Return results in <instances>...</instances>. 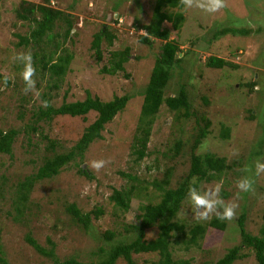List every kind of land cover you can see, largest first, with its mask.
Masks as SVG:
<instances>
[{"label": "rangeland", "instance_id": "374dc122", "mask_svg": "<svg viewBox=\"0 0 264 264\" xmlns=\"http://www.w3.org/2000/svg\"><path fill=\"white\" fill-rule=\"evenodd\" d=\"M22 2L45 5L73 22L67 39H62V22H54L51 30L58 45L55 56L70 55L64 73L55 76L48 71L36 72L35 90L27 94L22 76L24 64L13 57L40 54L49 46L44 41L35 45L31 40L27 45H17L19 37H28L35 25L15 17V9ZM154 3L155 0H0V79L8 80L7 86L0 80V131H16L10 155L0 154V257L7 264H52L25 242L27 236L43 248H48L49 239L58 261L73 258L84 264L99 262L110 245L131 240L133 234L128 226L138 223V206L149 201L156 203L158 198L147 186L123 212L109 201L112 190L141 188L153 180L160 181L167 169V187L174 188L187 174L189 147L197 127L205 121L209 122L207 134L193 154L222 157L229 168L217 180L195 183V188L203 194L219 185V197L224 204L238 205L236 216L231 221L224 220V231L207 228L202 238L186 248L181 237L173 234L172 258L186 264H216L229 248L239 244L234 221L241 213L245 214V228L250 234L259 235L264 227V173L254 175L256 162L264 163V0H225L226 6L215 13L199 8L185 10L181 5L173 11L183 16L178 30L162 22L168 40L174 41L180 50V60L170 69L163 96H175L182 87L190 104L189 112L194 115L177 119L182 111L171 112L162 104L150 126L147 153L136 160L130 144L137 128L142 92L161 41L151 39L150 45L140 44L137 36L144 33L135 30L134 25L149 23ZM34 15L38 19L37 12ZM102 27H107L115 39L109 46L101 42V59L96 60L90 42ZM224 28L246 33L214 38ZM124 49L128 56L122 70L113 75L101 72L103 67L110 66V60L116 61L111 53ZM208 56L234 67L208 68L204 65ZM86 92L102 102L123 95L129 100L104 125L100 139L88 145L81 159L75 158L50 179L34 182L26 202L16 212L12 202L16 184L33 176L44 158L69 151L96 117L95 112H88L84 118L56 116L33 124L32 114L45 108V99L49 106L57 108L62 103L82 101ZM223 129H228V138L220 137ZM50 141L54 145L52 151L47 147ZM177 142L181 147L174 155ZM100 160L106 163L97 171L91 165ZM246 168L251 171L246 172ZM246 176L254 180L253 192L243 193L237 187ZM223 194L226 196L222 197ZM69 204L81 213L101 210L97 218L89 215L91 231L86 233L70 221L65 212ZM217 211L222 212L223 208ZM212 216L216 214L207 220L198 219L187 194L175 219L185 224L186 231L189 225L206 222ZM105 231L113 233L109 242L102 239ZM156 234L154 226L144 231V239H154ZM239 254L244 258L232 264H256L250 250L242 248ZM131 259L134 264H155L157 255L132 254ZM114 264L126 262L118 258Z\"/></svg>", "mask_w": 264, "mask_h": 264}, {"label": "trees", "instance_id": "16d2710c", "mask_svg": "<svg viewBox=\"0 0 264 264\" xmlns=\"http://www.w3.org/2000/svg\"><path fill=\"white\" fill-rule=\"evenodd\" d=\"M180 6V0H155L149 23L146 25L136 23V25H134L135 30H141L144 33L143 35L137 36V42L140 44L150 45L151 39L161 41L159 52L153 60L149 77L147 78L142 92V102L139 109L137 128L130 144L136 160H141L147 153L145 152V148L148 142L150 126L152 125L155 114L162 104H164L171 112L180 113V111H182V113L178 114L177 119H186L194 115L192 111L189 112L190 104L188 102L187 94L182 87L179 88L175 96L165 98L163 96V90L169 79L170 69L180 60L177 55L180 50L174 41L168 40V31L167 29L162 28L161 24L162 22H167L173 30H178L183 22V16L181 13L173 11L178 10ZM167 10L170 12H166ZM35 12L38 14V19H36V15H34ZM15 17L21 21L35 24L28 37H19L17 42L18 46L27 45L29 40L35 45L44 41L45 45L49 46L47 51H41L40 54L36 52L32 53V62L36 72L39 71V73L42 74V72L48 71L55 76L62 75L66 64L70 60V55L55 56L58 51V45L57 42H55V37L51 33V30L54 22H62L65 26L62 39H67L73 28L72 20L60 11L50 9L45 5L34 6L33 4L23 2L15 9ZM145 33H147V35H145ZM245 33L246 32L243 30L224 28L215 33L214 38L227 34L232 36L240 34L243 36ZM113 39H115V35L112 34L107 27H102L92 35L90 49L94 51L96 60L101 59L99 48L101 42L105 41L106 45L109 46ZM127 56V49L111 53V58H116V61L110 60V66L107 68L103 67L101 72L113 75L116 71H121L122 64L127 60ZM204 65L213 69L234 67V65L213 56H208ZM0 80L2 84H4V78H1ZM45 100L47 102V99ZM128 100L129 97L123 95L102 102L95 97H91L86 92L82 101L62 103L57 108H53L49 105L44 109L38 108L37 111L32 114L34 117L32 120L33 124L56 116L84 118L88 112H95L96 117L95 120L83 130L79 139L69 151L60 154H53L49 158H44L42 164L37 168L33 176H28L23 181L16 184L15 200L12 201L15 205V211H20L18 206L22 207L23 203L26 202L28 193L34 182L50 179L56 176L62 167L73 162L75 158L81 159L88 145L94 140L100 139V132L103 130L104 125L111 122L114 116L123 110ZM30 127L32 128V131H34V128L32 126ZM208 127V121H205L202 127H197L196 135L189 147L190 158L187 174L185 177L181 178L174 188L167 187L170 176V170L167 169L164 170L160 181L153 180L141 188L128 186L124 189L112 190L108 199L114 204V206L123 212L128 211L132 198L136 197L139 193L141 194L147 186H150V188L153 189L158 201L156 203L149 201L146 204H140L138 206L140 211L138 223L128 226L133 234L131 240H123L110 245L107 250H104L103 255L105 257L99 262L85 264H114L118 258H122L126 264H134L131 255L140 253L156 254L157 261L155 264H186L184 261H178L172 258L170 242L173 234L181 237V243L186 248L189 245H194L198 239L202 238L207 228L220 232L224 231L225 221L217 219V216H212L210 220L206 222L193 223L188 226L186 231L185 224L175 219L182 201L188 194L189 186L192 184L189 181L191 178H196L195 183L200 181L209 183L217 180L223 171L229 168L225 159L222 157H217L210 153L203 155L193 154V151L205 138ZM15 136L16 131L14 130H9L7 132L0 131V154L10 155L11 144ZM220 137L223 139L228 138V129H223ZM44 138L46 137L44 136ZM47 147L51 151L53 150L54 145L52 141L47 144ZM180 147L181 144L178 142L174 145V155ZM78 170L86 175L80 168ZM192 186L196 187V184ZM225 196V194L222 195V197ZM65 212L70 217V221H72V223H77L86 233L91 229V219L89 215L92 214L94 218H97L101 214V210L97 208L90 213H81L74 204L65 206ZM244 222L245 214L241 213L234 221L239 236V244L229 248L216 264H232L235 260L244 258L245 255L239 254V251L242 248L250 250L256 264H264V227L259 231V235H252L245 228ZM154 226L157 229L156 237L151 240H145L144 231ZM112 238V232L105 231L102 234V239L104 241L109 242ZM25 242L38 255L49 259L52 264H84L76 262L73 258L58 261L54 254V244L49 239H47L48 248L39 246L29 236L25 237ZM101 252L102 250L99 249L98 253ZM0 264L7 263L0 257Z\"/></svg>", "mask_w": 264, "mask_h": 264}, {"label": "clouds", "instance_id": "9594fccd", "mask_svg": "<svg viewBox=\"0 0 264 264\" xmlns=\"http://www.w3.org/2000/svg\"><path fill=\"white\" fill-rule=\"evenodd\" d=\"M181 5H183L185 10L192 8H199L209 13H215L223 9L225 5V0H180ZM147 35V33H145ZM15 61H20L24 64V70L22 73L23 80L25 82L24 92L25 94L35 90L36 81L33 78L36 74V69L33 66L32 56L28 54H19L13 57ZM7 77L4 79V85L7 86ZM44 106L47 107V102H43ZM105 161H93L91 167L99 171L105 166ZM255 176H259L264 173V163L259 161L255 164ZM246 172H250V168L245 169ZM195 177L192 180V184L189 186L188 195L193 205L195 215L200 220L209 219L210 215L215 213L217 219L231 221L236 216V208L238 205L228 204L225 205L223 200L219 197L220 186L218 185L214 190H209L200 194L197 189L192 186L195 184ZM254 180L251 177H244L240 179L237 183V187L240 192L249 193L253 192ZM219 208H223L222 212L217 211Z\"/></svg>", "mask_w": 264, "mask_h": 264}, {"label": "water", "instance_id": "95a60500", "mask_svg": "<svg viewBox=\"0 0 264 264\" xmlns=\"http://www.w3.org/2000/svg\"><path fill=\"white\" fill-rule=\"evenodd\" d=\"M110 14V13H109ZM113 16L115 17L116 16V14H113Z\"/></svg>", "mask_w": 264, "mask_h": 264}]
</instances>
